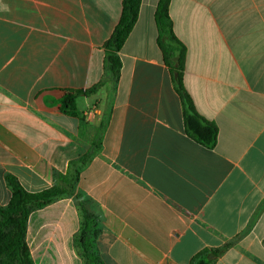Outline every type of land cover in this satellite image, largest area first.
I'll list each match as a JSON object with an SVG mask.
<instances>
[{
	"label": "crops",
	"instance_id": "crops-1",
	"mask_svg": "<svg viewBox=\"0 0 264 264\" xmlns=\"http://www.w3.org/2000/svg\"><path fill=\"white\" fill-rule=\"evenodd\" d=\"M158 2L141 1L114 81L104 44L123 0H0V207L8 174L40 192L90 153L76 188L105 264H264V0H171L183 84L218 127L214 148L186 132ZM96 85L78 116L61 111L65 91ZM80 224L74 197L33 212L34 264H83Z\"/></svg>",
	"mask_w": 264,
	"mask_h": 264
},
{
	"label": "trees",
	"instance_id": "trees-1",
	"mask_svg": "<svg viewBox=\"0 0 264 264\" xmlns=\"http://www.w3.org/2000/svg\"><path fill=\"white\" fill-rule=\"evenodd\" d=\"M141 1L123 0L120 20L104 44L105 68L114 81L118 80L122 67L118 53L137 21ZM170 4L171 0H159L156 8L158 44L171 71L175 89L183 101L187 134L205 147L214 148L218 139V127L197 113L183 84L186 49L175 35L170 17ZM97 89L98 85L87 90L65 91L60 99L61 111L70 116H78L77 98L90 95ZM94 146L96 150V142ZM91 158L92 154L89 153L70 162L66 175L57 174L59 183L40 192H29L15 176H6L12 196L6 206L0 207V264H34L27 244L29 217L33 212L65 197H74L80 212L81 224L74 236V245L83 264H105L97 250V238L100 233L98 218L87 209L86 198L78 193L76 188L80 171Z\"/></svg>",
	"mask_w": 264,
	"mask_h": 264
}]
</instances>
